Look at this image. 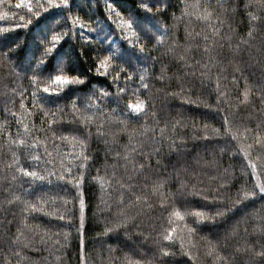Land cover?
Segmentation results:
<instances>
[{
    "label": "trees",
    "instance_id": "1",
    "mask_svg": "<svg viewBox=\"0 0 264 264\" xmlns=\"http://www.w3.org/2000/svg\"><path fill=\"white\" fill-rule=\"evenodd\" d=\"M18 2L0 0V264H264V9ZM58 74L84 82L44 92Z\"/></svg>",
    "mask_w": 264,
    "mask_h": 264
},
{
    "label": "snow or ice",
    "instance_id": "2",
    "mask_svg": "<svg viewBox=\"0 0 264 264\" xmlns=\"http://www.w3.org/2000/svg\"><path fill=\"white\" fill-rule=\"evenodd\" d=\"M46 3H47V8L44 7V4H41L39 2H37L36 8L37 9L43 8L44 11H47L50 8H59V7L67 8L69 6V0H59V3H57V0H46ZM249 5H254L258 9H264V0H249ZM145 7H147V6L145 5ZM16 8H18V9L19 8H26L29 13H33V15H35L36 17H40V15H41V12L39 10L33 11L32 0H19V2L16 4ZM210 15H211V13H206L204 18L207 19L208 16H210ZM249 15L251 16L252 20H257L258 19V16H256V15H252L251 13H249ZM19 19L21 21H23L25 19V16L21 15V16H19ZM28 22L31 23L30 20ZM121 23L122 24L127 23L129 26H131L132 22L131 21H121ZM20 26L21 25H19V24L15 25V27H20ZM189 35H191V34H189ZM251 35H252V33L249 32V36H251ZM204 39L207 40L208 37L205 36ZM60 40H61V36L60 35H53V37H52V41H53L52 49H54L56 47V45L60 42ZM52 49H45L44 55H48L52 51ZM204 50H205V52H207L208 51L207 47H205ZM185 51L187 52V49ZM178 58L181 61L186 60V56L185 55H181ZM109 59H110V57H105L104 59L99 61V67L103 68L105 70V74H106L107 69L109 67V64L107 63V61ZM98 71H99V69H98ZM141 79H143V78H141ZM83 82L84 81L81 80L79 76H69V75H64V74H58V75H55L54 78H52L53 87H45L43 89V91L46 92V93H52V92H55L57 89H63L65 86L82 84ZM145 87H147V85H145ZM121 91H123V89H121ZM105 95H106V93H105ZM244 99L245 100L248 99V92L247 91H245V93H244ZM21 106L23 107V104H21ZM128 107L132 111H134V112L139 114V113H142L144 111V109L146 107V104H145V102L143 100H138L137 103L128 105ZM45 115H48V113H45ZM83 120H84L85 123H88V122L91 121V117L84 116ZM25 128L27 129V125H25ZM227 131H229V130H226V132ZM238 134L239 133L233 134L232 135V139H236V136ZM141 135H144V132H141ZM130 139H131V137H130ZM255 142H256L257 145H259L261 143V139H260L259 136L255 137ZM19 143L23 144V141H20ZM81 143H83V142H81ZM247 147L251 148L252 145H248ZM130 150L132 152L137 151V149L134 148V147L130 148ZM119 155L120 154L117 153V156H119ZM245 155H247L246 151H245ZM124 158L126 160L128 159L127 152L125 153V157ZM35 159L39 160V157H35ZM249 165L253 169L256 168V164L253 163L252 161H249ZM140 167L143 168V165H140ZM21 171L25 175L33 177V178H36V179L43 180L45 178L44 176H38L37 172H35V171H29L28 169H21ZM66 171L70 173L71 169L68 168V169H66ZM61 178H63V177H61ZM77 183H79V181H77ZM160 187H163L162 183L156 185V187L154 188V191L158 190V188H160ZM257 187L259 188V192L260 193H264V184L258 185ZM255 195H256L255 189L250 190V191H245L243 193L244 198H248V197L255 196ZM136 199L140 200L141 197L137 196ZM144 199L147 200V197H144ZM237 202H239V201H237ZM30 207L35 210L37 206L35 204H33V205H30ZM217 214H219V213H217ZM173 215H175L176 217H178L181 220L184 219V216L181 214V212L179 210L174 211ZM193 215H195L196 217H199V218H203L205 216V213H203V212H195V213H193ZM61 218H63V217H61ZM172 231H174V229H171L169 231V234L164 237L165 240H172V235H171ZM161 252H162V255H165V256L169 254L168 251H165L163 249H161ZM256 255L264 257V251L256 253ZM133 264H139V262H133Z\"/></svg>",
    "mask_w": 264,
    "mask_h": 264
},
{
    "label": "rangeland",
    "instance_id": "3",
    "mask_svg": "<svg viewBox=\"0 0 264 264\" xmlns=\"http://www.w3.org/2000/svg\"><path fill=\"white\" fill-rule=\"evenodd\" d=\"M131 105V104H130ZM132 111V110H131ZM134 112V111H133ZM136 113V112H135Z\"/></svg>",
    "mask_w": 264,
    "mask_h": 264
}]
</instances>
